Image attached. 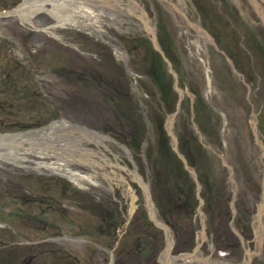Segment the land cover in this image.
Returning a JSON list of instances; mask_svg holds the SVG:
<instances>
[{"label": "rangeland", "instance_id": "374dc122", "mask_svg": "<svg viewBox=\"0 0 264 264\" xmlns=\"http://www.w3.org/2000/svg\"><path fill=\"white\" fill-rule=\"evenodd\" d=\"M20 1L0 0V10ZM137 1L155 24L180 97L144 17L129 0L85 2L95 7L83 18H102L95 21L98 33L61 23L45 8L23 19L0 14V133L57 118L109 136L79 142L67 125L52 132L62 139L55 145L69 141L96 151L77 153L87 162L67 164L95 171L99 185L34 167L38 160H57L53 155L34 149L16 151L22 157L12 159L0 146V248L25 253L33 245L34 264H160L166 223L172 253L197 244L199 256L264 264V0ZM62 6L60 14L74 7ZM151 46L162 59L158 74L151 73ZM168 120L195 176L173 148ZM50 138L36 140L44 145ZM62 151L70 150L60 148L56 156ZM146 181L160 223L147 214L140 183ZM119 193L122 199L110 202ZM130 200L135 204L128 213ZM118 202L123 213L99 218L96 203L111 210ZM59 233L88 239L51 238ZM141 233L152 236L143 256L137 253ZM90 240L103 245V259ZM183 258L196 260L191 253Z\"/></svg>", "mask_w": 264, "mask_h": 264}, {"label": "bare ground", "instance_id": "6f19581e", "mask_svg": "<svg viewBox=\"0 0 264 264\" xmlns=\"http://www.w3.org/2000/svg\"><path fill=\"white\" fill-rule=\"evenodd\" d=\"M86 1L88 2V0H22L18 4H16L14 8V13L23 19V18L31 17L34 11L40 10V9L42 10L45 8V10L50 11L54 16H56L57 18H60L59 21L61 23L67 22L68 24L72 26H75L81 29H88L92 32L98 33L99 28H98V25H96L95 21L97 18H100V17H97L98 15H95L96 18H94V21H92V20H87L81 16L87 13L88 14L94 13L92 7H95V6L91 7L85 4ZM66 4L74 5L73 9L66 8V10L62 12V14H60L62 10L61 7L62 8L65 7L62 5H66ZM75 8H78L79 11L76 10ZM104 12H106V10H104ZM64 125H67L70 129L73 130V124L69 120H66V119L57 120L56 119V120H53L51 123H49L47 126L37 129V132H34V129H29V130H24V131H15L11 133L0 134V146H3L7 149V151L4 152L3 155H5L7 158L9 157V158L15 159L17 157L18 158L22 157L20 156V153H17L18 151L25 152L27 150V151L34 152V149H36V152L38 154L44 155V154L49 153L47 149L50 148L51 146H58L57 147L58 149L60 148L63 149V147L66 149L68 148L70 151L71 150L83 151L82 149H85V148L81 147L78 143H74V142L71 143L69 141H66L61 144L55 145V142H60L62 139L61 137L54 138L55 136L52 134L60 132ZM58 127H61V128L58 129ZM53 131L55 132L52 133ZM75 135L78 136L77 133H75ZM40 136L44 138L51 137L50 140H48L49 143H46L44 145L39 144V142H37L36 140V137H40ZM87 136L96 138L95 135H93L92 133ZM63 137L64 139L68 138L67 136H63ZM56 158L57 160H54V161L38 160L36 162H33L34 167L57 171L61 174L66 175L68 179L69 178L72 179L73 182H77L78 184L80 183V185L81 183H85V182H88L90 184L91 183L98 184V185L99 183L101 184V180L95 171L83 172L79 169H73L67 164V162L65 161L66 158L63 157L61 154H58ZM81 161L87 162L88 159L82 158ZM91 163H92V160H91ZM137 174L140 180L143 181L141 175L138 172ZM161 257L163 261H166V264H178L174 262L173 260L171 261L166 251L162 253ZM202 262L203 264L208 263L207 259H204V261ZM231 264H234V263H231ZM236 264H240V263H236Z\"/></svg>", "mask_w": 264, "mask_h": 264}, {"label": "flooded vegetation", "instance_id": "af4514ba", "mask_svg": "<svg viewBox=\"0 0 264 264\" xmlns=\"http://www.w3.org/2000/svg\"><path fill=\"white\" fill-rule=\"evenodd\" d=\"M225 2H227V1L225 0ZM140 183L142 184V187L144 189V194L146 196L145 205L147 207V214L156 223L157 222L160 223V220L157 219L156 214H155V210L153 208V205L154 204H153V199L151 198V195H150L148 182L146 181L145 183H143V182H140ZM104 185H106V184H104ZM118 198L119 199H122V194L121 193L117 194L116 197L111 195L110 202H112L114 199H118ZM134 204H135V202H133L132 200H130V206L127 209L128 213L131 211V209H133ZM96 205L100 209L99 212H98L99 218L102 219V220H105V221H108V219L110 217V214H112V215L115 214V217H116V215L118 214V212L123 213L122 204L120 202H118L117 208L116 207H112L111 210L109 208L102 207V205L101 204L99 205V203H96ZM89 206H91V204H89ZM103 212H105V213H103ZM128 219H129V215L127 214L124 217V220L127 222ZM98 227H99L98 228V232H100L101 231V225H99ZM117 227H119V226H117ZM163 227H165V233L166 234H165L164 237H165L166 243H165V246H164V249L165 250L163 249V251H161V253L159 254L160 264H166V261H163V259L161 257L162 256V253H164V251H166V253L169 255L171 261L172 260L174 261V258L177 257L178 255L183 258L184 255L187 254V253L193 254L194 257H195V259H196L193 262H190L186 258H183V259H181L179 261H174V262H176L178 264H202L203 263L202 261H204V258L207 259V261L209 263H212V264H231V263H234L233 261H231V260H229L227 258H221V259H218V261H216L215 258H212L209 255H206V256H202L201 255V256H199L197 254H194V249H195V247H196L197 244L192 248V250H181L178 253H172L170 251V249H171L172 244H173V241H174L173 233H171V231L169 230V226L166 223L164 224ZM58 237H64V238L70 239L71 241H73L75 243H77V241H80V239H83L84 241H87V239H88V238H84V237H81V236L76 235V234H65V233H59V234H55V235H52L51 236V238H58ZM138 238L141 239L142 246L138 248L137 253L140 256L147 255L150 252V249H151L150 243H151V240H152V236L149 233H141V234L138 235ZM21 240L22 239H20L19 241H21ZM90 241L95 245V247H96L95 251H96L98 257L100 259H103V256L104 255L102 254V252H100V248H103V245L101 243L97 242V241H94V240H90ZM33 247H34L33 245H30L29 248L31 250L28 251V252H25V253L23 252L22 253V252H18V250L15 249V248H14L15 249L14 251H9V250H7L8 248L6 246H3V247L0 248L1 249V251H0V263H2V264H34V249H33ZM111 252H112V250H110L109 253H111ZM19 254H21L20 255V261L19 262H17V263H8V260L14 259ZM126 256L120 257L119 260L120 261L125 260V257ZM113 257L115 258L114 252H113V255L111 256V259H112V260H110L111 262L114 260ZM3 262H5V263H3ZM94 264H96L95 261H94ZM244 264H245V259H244Z\"/></svg>", "mask_w": 264, "mask_h": 264}, {"label": "water", "instance_id": "95a60500", "mask_svg": "<svg viewBox=\"0 0 264 264\" xmlns=\"http://www.w3.org/2000/svg\"><path fill=\"white\" fill-rule=\"evenodd\" d=\"M129 1H131L139 10H140V12H141V14H142V16L144 17V20H145V23H146V28H147V30H148V32H149V38H150V40H151V42H152V45L155 47V48H157L158 50H160V53L162 54V57H163V59L166 61V63H167V65L169 66V69L172 71V74L174 75V77H175V82H174V86H175V88H177V90H178V92H179V97L182 95V89L180 88V87H178V85L176 84V72L173 70V68L170 66L171 65V62H170V60L168 59V57L167 56H165L164 55V52H163V50L161 49V47H160V45H159V43H158V40H157V37H156V32H155V24L154 23H152V22H150V17L148 16V14H147V12H146V10L143 8V6L137 1V0H129ZM14 8H15V6L14 7H12V8H9V9H7V10H0V14H10V13H14ZM195 26H196V28H198V30H200V31H202L203 33H204V35L206 36V37H208L210 40H212V37H211V35L200 25V24H195ZM173 114V113H172ZM55 119H57V118H54V119H52L51 121H53V120H55ZM170 120V119H169ZM168 120V121H169ZM51 121H49V122H47V123H45V124H42V125H40V126H38V127H32V128H29V129H34V132H37V129H40L41 127H44V126H47ZM70 121V120H69ZM72 124H73V130H72V135L73 134H75V133H77L78 134V138L77 139H75L76 141H81L82 139H84V140H88V141H93V142H100V138H103V137H105V136H108V135H104V134H102V133H99V132H97L96 130H94V129H92V128H89V127H87V126H85V125H83V124H79V123H76V122H72V121H70ZM253 125V131H254V133H256V128H255V125L254 124H252ZM29 129H26V130H29ZM166 130H167V132L169 133V135H170V138L172 139V143H173V148L176 150V152H178V154L183 158V161H184V164H185V166L190 170V171H192L193 172V174H194V176H195V170H194V168L193 167H190L187 163H186V161H185V158H184V156L182 155V153L181 152H179L178 151V149H177V147H176V137H175V134L172 132V130H171V124H170V121H169V123L166 125ZM18 131H24V130H18ZM15 132V131H14ZM4 133H11V132H4ZM93 134V135H95V137L96 138H93V137H89V136H87V135H90V134ZM0 134H3V133H0ZM70 134H71V132H70ZM77 136V135H76ZM76 136H74V137H72L71 139H74ZM109 137V136H108ZM86 149L82 152H76V151H62V152H60L61 153V155L63 156V157H65L66 158V162H71V161H73V162H77V163H83L82 161H81V157H80V155L79 154H81V155H83V153L84 154H88L89 152L90 153H96V151H94L91 147H89V146H85V145H83ZM50 148H52L53 150H54V152L53 153H48V154H44V155H53V156H55V158H56V152H57V150H58V148H57V146H51ZM50 148H48V149H50ZM77 153H79V154H77ZM42 155V154H41ZM43 155V156H44ZM110 162V161H109ZM111 163V162H110ZM89 165H91V167H93V165H92V163H89ZM76 167H78V168H82V167H80V166H76ZM228 167L230 168V165L228 164ZM169 245V244H168Z\"/></svg>", "mask_w": 264, "mask_h": 264}, {"label": "trees", "instance_id": "16d2710c", "mask_svg": "<svg viewBox=\"0 0 264 264\" xmlns=\"http://www.w3.org/2000/svg\"><path fill=\"white\" fill-rule=\"evenodd\" d=\"M148 56H149L150 61L152 62L153 68L155 69V71L152 70L151 73L154 72L155 74H158V72H160L161 70V62H162L160 54L151 46L149 47ZM162 132L164 133V129H162ZM184 154L187 155L185 151H184Z\"/></svg>", "mask_w": 264, "mask_h": 264}]
</instances>
